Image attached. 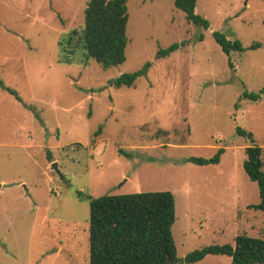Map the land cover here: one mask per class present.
<instances>
[{
    "label": "rangeland",
    "instance_id": "obj_1",
    "mask_svg": "<svg viewBox=\"0 0 264 264\" xmlns=\"http://www.w3.org/2000/svg\"><path fill=\"white\" fill-rule=\"evenodd\" d=\"M88 1L0 0V81L20 98L0 87V264H89L90 198L107 195L173 193L180 259L240 234L264 239L249 142L236 134L264 149V96H242L264 87V0H197L208 29L172 0H127L126 61L105 70L61 45ZM215 32L246 51L227 56ZM148 64L133 88L111 86ZM219 149L218 165L186 162Z\"/></svg>",
    "mask_w": 264,
    "mask_h": 264
},
{
    "label": "trees",
    "instance_id": "obj_2",
    "mask_svg": "<svg viewBox=\"0 0 264 264\" xmlns=\"http://www.w3.org/2000/svg\"><path fill=\"white\" fill-rule=\"evenodd\" d=\"M172 1L189 23L203 29L210 27L207 20L196 14L197 0ZM128 19L127 0H89L84 25L69 31L61 45L68 46L69 56L81 50L88 60L93 59L104 70L121 65L126 61ZM213 37L227 56L246 51L241 42L228 40L222 33L215 32ZM184 45V42L173 44L160 50L157 58L169 56ZM259 47L254 44L249 49ZM69 62L72 59L65 61ZM229 66L232 67L230 59ZM148 69L149 64L135 73L121 75L110 84L116 88H133ZM0 87L20 101L17 92L7 88L2 81ZM242 96L259 102L264 96V87L258 93L245 91ZM101 131L102 127H99L94 136H99ZM236 134L249 142L245 149L244 170L259 188L260 203L251 208L264 212V149L256 144L251 132L237 127ZM92 144H95L94 139ZM223 153L224 149H219L212 158L192 157L186 162L198 166L218 165ZM47 158L52 161L49 153ZM175 221L176 197L168 191L90 198L89 264H199L207 256H225L230 258L231 264H264V239L247 234L238 235L234 245L207 246L180 259L173 235Z\"/></svg>",
    "mask_w": 264,
    "mask_h": 264
},
{
    "label": "water",
    "instance_id": "obj_3",
    "mask_svg": "<svg viewBox=\"0 0 264 264\" xmlns=\"http://www.w3.org/2000/svg\"><path fill=\"white\" fill-rule=\"evenodd\" d=\"M52 169L57 173V174H60L59 170H58V165L56 163H53L52 164ZM11 185L9 186H5V187H10Z\"/></svg>",
    "mask_w": 264,
    "mask_h": 264
}]
</instances>
